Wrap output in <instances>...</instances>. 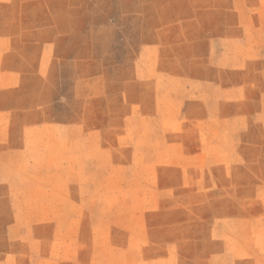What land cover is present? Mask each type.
<instances>
[{"label": "rangeland", "instance_id": "374dc122", "mask_svg": "<svg viewBox=\"0 0 264 264\" xmlns=\"http://www.w3.org/2000/svg\"><path fill=\"white\" fill-rule=\"evenodd\" d=\"M0 264H264V0H0Z\"/></svg>", "mask_w": 264, "mask_h": 264}]
</instances>
